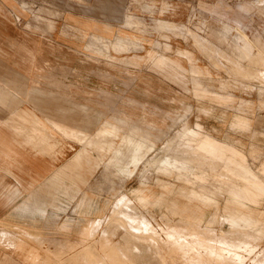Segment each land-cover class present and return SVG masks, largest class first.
<instances>
[{
    "label": "rangeland",
    "instance_id": "374dc122",
    "mask_svg": "<svg viewBox=\"0 0 264 264\" xmlns=\"http://www.w3.org/2000/svg\"><path fill=\"white\" fill-rule=\"evenodd\" d=\"M8 1L0 16L14 26L0 41L1 76L29 77L53 94L45 101L53 111L81 103L170 138L114 162L102 143V164L82 172L86 183L43 184L12 198L11 173L23 161L29 171L34 160L11 158L10 134H20L21 119L37 117L13 111L0 125V264H264V0ZM77 11L117 36L82 35L67 16ZM10 86L0 82V105L32 106ZM78 110L55 117L67 120L66 143L81 145L77 161L66 143L54 161L68 157L72 173L96 130L91 111ZM137 187L161 205H138L128 195Z\"/></svg>",
    "mask_w": 264,
    "mask_h": 264
},
{
    "label": "crops",
    "instance_id": "0c3cea01",
    "mask_svg": "<svg viewBox=\"0 0 264 264\" xmlns=\"http://www.w3.org/2000/svg\"><path fill=\"white\" fill-rule=\"evenodd\" d=\"M12 1L8 0H0V10L4 12L6 7L5 5H12ZM13 6V5H12ZM74 15V16H71ZM92 15V14H91ZM71 19H75V21L79 24L76 29L80 31L82 35H94L97 38L103 39L102 41L108 40L110 41L111 37L115 38L117 36V33L114 31V28L111 27L109 24H104L102 27L94 21L95 19L91 16V19L93 18L94 22H90L87 20H82L81 18L86 16L84 12H74V13H68V15ZM75 16H78L77 18H74ZM96 16H98L96 14ZM81 19V20H80ZM6 21L2 15L0 16V41L6 40L7 36H10V31L13 32L12 27L14 24L11 22ZM57 22V21H56ZM52 28L55 26L50 24ZM15 29V28H13ZM111 31V34L108 35V32ZM119 34V33H118ZM107 36H110L109 38ZM104 43V42H103ZM92 48L89 44L85 46V49L89 50ZM99 48V47H98ZM98 54L109 53V51H105L104 49H97L95 50ZM102 52V53H101ZM109 54H107L108 56ZM20 78V79H19ZM30 80L29 77H27L24 74H15L13 76L8 75H0V82H9L11 84L10 92L11 94H18V95H25L27 97V103H31L32 106L30 107H22L21 104L25 103V101H18L16 103H11V107L5 108V105L9 103H3L0 105V110H4L7 113L6 117L0 118V125L3 123V121L7 120L8 117H10L13 114V111H25V112H33L36 119H21L22 124H17L20 129L18 131L20 134L14 135V132L11 131L10 136L15 137L17 139L12 138L11 144L13 143L14 147L16 145V150L12 151L11 158H17V159H25V160H34V166L32 169L28 171L27 161L19 162L18 163V169H16V173H11V177L14 180V184L11 185V191L15 193H11L9 197L15 198L23 195L25 193V196L27 192H37L39 187H41L43 184L45 186H56V189H62L64 187L65 189H71L70 185H67L66 182H70L71 184H74L77 186V181H80L81 183H86L87 179L86 176L82 173L85 171H88L89 173H92L97 167H99L101 163V156L99 155V149L100 145L102 143H106L107 147H105V153L110 154L106 156L108 162H114L115 160H119L121 158H124L125 155H122V152H127L126 158H139L141 154L145 153V151L142 150L141 143L145 146V144L148 145L150 148L149 142L156 140L160 135L165 136L163 140L160 142H163L164 140H168L170 136L166 137V133L163 132L160 128L157 127H150L154 129V131H150L146 128H142L138 125H135L133 123L127 122L125 118H118V117H110L108 118L105 116L104 113L100 111H93L89 109L88 106L81 103H75L71 102V106L62 108V106L57 109V111H53V109H49L48 104L45 102L47 99H53V94L51 92L45 91L40 87L29 85L28 81ZM13 90H16L17 92H13ZM10 94V93H9ZM49 97V98H46ZM47 101V102H49ZM69 102V101H68ZM49 109V110H48ZM79 109L81 111L83 110H90L91 111V124L93 126H96V130L92 133V139H93V146L91 150H88L86 156L83 160V166H80L79 170L75 173H72L70 169H67L70 165V161L74 160L77 161L80 156L79 148L81 150V145L77 144L79 147H74V144L71 143L72 141H68L66 143L67 135L64 133L65 127L67 124V120L59 117L55 118L58 115L62 116V112H66L68 110H76ZM78 110V112H79ZM46 113H52L54 116L50 117V114L46 116ZM42 114V115H40ZM84 114V113H81ZM43 116V117H42ZM176 122H172L170 125H167L166 128L169 129L172 124ZM182 123V122H181ZM83 125V124H81ZM117 125L120 126H128V131L123 132L121 128L117 127ZM32 128H34L33 134H32ZM106 129V134H103L102 139L101 136H98V131L100 129ZM138 128V132L136 134L131 133V129ZM21 130V131H20ZM51 134L58 135L59 138L52 140ZM117 136V138L112 139V137ZM11 138V137H10ZM111 141H114V145L109 150L108 145ZM65 143L67 144V147L73 146L74 151L71 152V154L68 156L69 159H71L68 162V157L65 158L60 164L54 165V161L59 159V155L63 151V147L65 146ZM95 143H97L95 145ZM53 144V148H52ZM132 144V146H131ZM137 147H135V145ZM129 145V146H128ZM131 146V147H130ZM66 147V148H67ZM122 148V150H121ZM157 148L155 146L154 150ZM125 149V150H124ZM151 149V148H150ZM95 151L97 153L96 156L92 155V152ZM79 153V154H78ZM121 153V155H119ZM105 154V155H106ZM138 156V157H137ZM23 157V158H22ZM36 161H41L42 163V172L41 170H35L39 166H35ZM40 163V162H39ZM40 163V164H41ZM22 165H24L22 167ZM53 167V168H52ZM27 168V169H26ZM22 169V170H20ZM47 172V173H43ZM29 179L27 181V184H23L22 179ZM164 189H168L166 184L160 185ZM79 188V187H78ZM75 191H77V189ZM193 192H200V190H193L189 191V195L191 197V194ZM29 195V194H28ZM138 205L146 207L148 205H156L160 206L161 203H159L158 200H153L151 193L148 191V189H144L141 187H137L136 189H133L130 191V194H128ZM24 196V198H25ZM192 198V197H191ZM23 199L22 201H24ZM36 206H39L36 202H34ZM24 204V203H23ZM22 202L19 206L23 205ZM33 205V204H32ZM18 206V207H19ZM40 207V206H39ZM39 212V211H38ZM37 213V211H35ZM40 213V212H39ZM45 212L41 213V215H44ZM175 214H178L179 217L183 215L182 212H177Z\"/></svg>",
    "mask_w": 264,
    "mask_h": 264
},
{
    "label": "bare ground",
    "instance_id": "6f19581e",
    "mask_svg": "<svg viewBox=\"0 0 264 264\" xmlns=\"http://www.w3.org/2000/svg\"><path fill=\"white\" fill-rule=\"evenodd\" d=\"M262 56V55H261ZM246 197H247V195H246ZM133 223V222H132ZM232 223L234 224V226H237L238 225V223H239V221H237V219H235V220H233L232 221ZM248 225V224H247ZM135 226V225H134ZM239 226V225H238ZM249 226V228H252V225H248ZM137 227V226H136ZM173 234V233H172ZM260 252V251H259Z\"/></svg>",
    "mask_w": 264,
    "mask_h": 264
}]
</instances>
